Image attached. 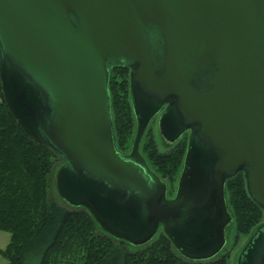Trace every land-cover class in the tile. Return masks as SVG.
<instances>
[{"label":"water","instance_id":"1","mask_svg":"<svg viewBox=\"0 0 264 264\" xmlns=\"http://www.w3.org/2000/svg\"><path fill=\"white\" fill-rule=\"evenodd\" d=\"M4 89L27 131L66 162L61 193L113 235L224 247L225 179L243 170L264 208V0H0ZM131 71L141 137L168 99V140L192 127L177 197L137 152L115 143L109 72ZM264 227V225H263ZM257 236V235H256ZM240 264H264V232Z\"/></svg>","mask_w":264,"mask_h":264},{"label":"trees","instance_id":"2","mask_svg":"<svg viewBox=\"0 0 264 264\" xmlns=\"http://www.w3.org/2000/svg\"><path fill=\"white\" fill-rule=\"evenodd\" d=\"M130 73V68L117 67L110 70L108 80L113 134L123 153L137 143L140 133ZM187 133L166 150L159 148L152 132L144 141L140 154L167 183L181 179L187 167L191 136ZM59 159L63 161L60 165ZM65 164L53 148L30 134L20 122L5 92L0 64V230L11 234L10 243L0 248V253L8 258V264L227 263L230 252L199 258L201 253L178 248L162 228L157 238L143 244L132 236L111 234L80 200L61 193L58 180ZM53 189L62 202L53 195ZM224 189L236 237L251 232L258 237L264 232V208L250 195L245 171L227 177Z\"/></svg>","mask_w":264,"mask_h":264},{"label":"rangeland","instance_id":"3","mask_svg":"<svg viewBox=\"0 0 264 264\" xmlns=\"http://www.w3.org/2000/svg\"><path fill=\"white\" fill-rule=\"evenodd\" d=\"M131 89V87H130ZM132 97V95H131ZM133 101V99H132ZM151 130V131H150ZM145 132V130H144ZM142 133L141 137L139 138L137 147L138 152L141 153L142 146L144 144V141L147 139L148 135L152 132L154 138L157 140L158 146L161 150H166L170 147L168 139L160 132L159 129V122H158V115L150 122V128L149 130H146L145 133ZM137 133V131H136ZM135 133V136H136ZM189 135V133H187ZM131 150V149H130ZM63 161L61 159L58 160V165L62 164ZM152 169V168H151ZM153 170V169H152ZM154 171V170H153ZM155 172V171H154ZM158 175V174H157ZM162 179V178H161ZM163 182L167 185L166 189H168V194L170 197H176L178 193L179 188V179L173 183H167L164 179H162ZM55 188V184L53 185ZM57 191H59V188L57 187ZM55 194L56 199L59 202H62V197L56 193V191L53 189V195ZM264 222V218L262 223ZM237 229L236 224L234 220H231L229 223L225 226V238L226 242L223 247V249L218 253V255H222L226 252H230V256L228 258V261L226 264H240V257L242 252L244 251L245 247L248 245L250 240L252 239L253 232L248 234H240L239 238H237ZM154 238H157L155 236ZM11 240V234L7 231L0 230V248L4 249L8 246ZM9 260L6 256L0 253V264H8Z\"/></svg>","mask_w":264,"mask_h":264},{"label":"flooded vegetation","instance_id":"4","mask_svg":"<svg viewBox=\"0 0 264 264\" xmlns=\"http://www.w3.org/2000/svg\"><path fill=\"white\" fill-rule=\"evenodd\" d=\"M130 68V71H132V69L134 68V67H129ZM131 74V73H130ZM169 104H170V102H169V100L167 99L166 101H165V103H163L161 106H160V109L157 111V112H155V114L151 117V119L149 120V122H148V124H147V126H146V128L144 129L145 130V132H146V130H149V128H150V122L158 115V122H159V129H160V132L164 135V131L162 130V126H161V121H162V119H163V116L165 115V113H166V110H167V108L169 107ZM138 121H139V119H138ZM192 130H193V128L192 127H190V128H187L184 132H189V134L192 132ZM144 132V133H145ZM184 132L182 133V135L184 134ZM181 135V136H182ZM181 136H179L176 140H174V141H170V140H168L169 142V145H174L177 141H179L180 140V138H181ZM133 148H134V145L132 146V148H131V150L130 151H128V152H125L124 154L125 155H130L131 153H132V151H133ZM138 152V151H137ZM140 154V153H139ZM162 182H163V180H162ZM179 182H180V179H179ZM167 186V185H166ZM177 197V196H176ZM176 197L174 196V197H170L169 196V194H168V189H166V194H165V198L167 199V200H169V201H172V200H175L176 199ZM157 223H158V225H159V229H158V231H157V233L158 232H160L159 230H160V228H162V230H164L165 231V228H164V226H165V224H164V222L161 220V219H159L158 217H157ZM156 235V234H155ZM246 248V247H245ZM220 253V252H219ZM218 255V254H217ZM216 256V255H215ZM219 256V255H218Z\"/></svg>","mask_w":264,"mask_h":264}]
</instances>
